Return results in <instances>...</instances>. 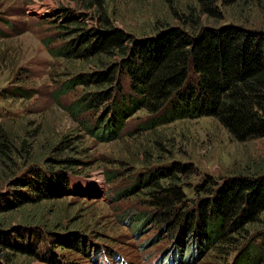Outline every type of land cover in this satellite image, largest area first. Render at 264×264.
Here are the masks:
<instances>
[{
	"label": "rangeland",
	"instance_id": "rangeland-1",
	"mask_svg": "<svg viewBox=\"0 0 264 264\" xmlns=\"http://www.w3.org/2000/svg\"><path fill=\"white\" fill-rule=\"evenodd\" d=\"M89 2L0 0V126L13 146V159H0V210L9 200L24 202L0 212V232L9 233L15 244V249L2 253L8 254L10 264H48L52 255L62 264H236L251 234L264 231V213L228 242L203 244L195 233L194 241L181 250L175 240L181 226L171 235L147 217L154 208L136 179L158 167L181 165L182 171L173 173L174 181L185 206L192 209L210 195L211 187L230 177L264 175V137L236 140L207 116L144 129L154 117L144 109L118 127L97 124L105 115L109 118L101 106L72 113L67 107L81 104L85 93L98 89L80 83L60 93L63 83L100 67L92 60L54 56L50 50L76 34L65 35L63 26H96ZM194 2L104 0L103 6L112 25L139 36L158 22L177 23L174 12ZM219 14L220 18L201 15L200 21L264 28V0L260 5L240 0L221 6ZM123 88L126 92L124 82ZM85 125L96 127L89 133ZM65 159L72 161L63 163ZM36 171L46 177L35 179ZM52 172H65L67 184L63 187ZM42 178L48 180L49 198L41 199L39 192L19 184L22 179L36 185ZM76 241L82 243L80 251L72 247ZM176 249L179 254L170 257Z\"/></svg>",
	"mask_w": 264,
	"mask_h": 264
},
{
	"label": "trees",
	"instance_id": "trees-1",
	"mask_svg": "<svg viewBox=\"0 0 264 264\" xmlns=\"http://www.w3.org/2000/svg\"><path fill=\"white\" fill-rule=\"evenodd\" d=\"M193 1L195 6L189 4L177 14L174 12L177 23L158 22L149 33L137 36L112 25L103 6L104 0H91L87 7L93 9L96 26L86 30L77 25H62L65 35L76 34L55 51L50 50L54 56L92 60L100 67L74 75L63 83L60 93L80 83L98 89L85 93L77 107L67 108L72 107V113L77 114L101 106L103 114H109V118L105 115L99 120L100 127L104 123L118 127L136 110L144 109L154 116L144 129L207 116L217 120L236 140L264 137V28H249L239 22L207 25L200 21L204 14L220 18L221 6L240 0ZM251 1L260 5L263 0ZM93 126H86L89 133L96 127ZM99 138L104 139L105 135ZM12 148L8 133L0 126V159L1 156L13 159ZM71 161L65 159L63 163ZM180 167L172 164L149 170L138 175L136 185L144 187L150 195L149 204L154 210L146 213L149 219L166 227L170 234L176 226H181L175 237L181 250H186L187 246H183L194 241L195 233L196 237H202L203 244H212L216 239L228 242L232 235H240L244 226L264 213V175L246 173L230 177L211 187L210 195L199 199L190 209L185 206L184 196L174 181L173 173L181 172ZM32 174L35 179L46 177L40 171ZM65 174L52 172L50 176L57 175L64 187L68 181ZM42 180L32 185L21 179L19 184L39 192L41 199L49 198L48 180ZM161 180H168L170 186L162 185ZM6 203L0 212L24 202L14 204L9 200ZM180 203L181 207H177ZM1 233L0 245L4 249L0 250V264H10L8 254L2 251L15 249V244L10 242L9 233ZM242 237L247 239V236ZM248 243L236 264H264V231L251 234ZM72 247L78 251L83 248L78 241ZM177 249L170 257L173 253L179 254ZM46 262L62 264L55 255Z\"/></svg>",
	"mask_w": 264,
	"mask_h": 264
}]
</instances>
